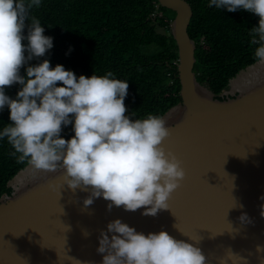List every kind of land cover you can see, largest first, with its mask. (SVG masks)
Wrapping results in <instances>:
<instances>
[{
  "label": "water",
  "instance_id": "95a60500",
  "mask_svg": "<svg viewBox=\"0 0 264 264\" xmlns=\"http://www.w3.org/2000/svg\"><path fill=\"white\" fill-rule=\"evenodd\" d=\"M158 1L175 12L170 31L178 46L182 97L161 116L170 131L164 146L185 170L168 200L170 209L154 217L143 215V208L126 211L113 205L109 210L102 196L85 207L90 191L71 190L59 171L36 172L26 165L10 180L11 193L0 198V264H101L98 238L117 218L145 235L165 230L193 243L206 264H220L229 249L241 259L234 256L227 264H260L264 64L256 61L242 69L226 87L232 94L225 88L226 97L219 98L194 71L196 42L188 32L192 5L188 0ZM242 213L251 222H241Z\"/></svg>",
  "mask_w": 264,
  "mask_h": 264
},
{
  "label": "clouds",
  "instance_id": "9594fccd",
  "mask_svg": "<svg viewBox=\"0 0 264 264\" xmlns=\"http://www.w3.org/2000/svg\"><path fill=\"white\" fill-rule=\"evenodd\" d=\"M40 6L41 0H0V110L7 107L11 121L0 130V140L6 138L11 145L9 155L36 172L59 171L73 191H90L83 200L85 207L102 196L109 201V210L113 205L126 211L143 208V215L154 217L170 209L168 200L185 170L164 146L170 135L165 120L152 114L144 119L128 115L124 103L128 83L111 71L77 77L62 64L52 67L48 59L29 64L53 47V38L30 14ZM208 7L244 10L259 17L249 36L250 44L257 46L256 60L264 64V0H209ZM15 84L20 87L11 98L6 88ZM69 124L74 135L65 139L62 126ZM260 214L264 216V205ZM239 219L251 222L247 213ZM98 239L97 252L104 254L101 264H206L193 243L165 230L145 235L118 218L108 223L107 232L101 230ZM256 251L264 253V246L257 245ZM234 256L239 257L227 250L220 264Z\"/></svg>",
  "mask_w": 264,
  "mask_h": 264
},
{
  "label": "trees",
  "instance_id": "16d2710c",
  "mask_svg": "<svg viewBox=\"0 0 264 264\" xmlns=\"http://www.w3.org/2000/svg\"><path fill=\"white\" fill-rule=\"evenodd\" d=\"M188 1L194 12L188 28L196 42L194 71L198 81L224 98L220 94L230 79L257 61L249 31L258 26L259 17L208 7L209 0ZM30 14L53 38V47L29 64L48 59L52 67L62 64L77 77L111 71L128 83L124 103L133 119L161 117L181 102L178 46L170 31L175 12L158 0H41ZM24 31L26 35L27 27ZM25 74L22 68L21 75ZM19 87L6 88V94L15 98ZM8 123L5 107L0 110V130ZM73 135L72 124L62 126L63 138ZM11 151L7 139L0 140V198L11 193L10 180L27 165L18 164Z\"/></svg>",
  "mask_w": 264,
  "mask_h": 264
},
{
  "label": "bare ground",
  "instance_id": "6f19581e",
  "mask_svg": "<svg viewBox=\"0 0 264 264\" xmlns=\"http://www.w3.org/2000/svg\"><path fill=\"white\" fill-rule=\"evenodd\" d=\"M250 71H252V70H250ZM246 74H247V73H246ZM246 74L243 73V74L240 76L239 79H237V80L234 81V83H233L234 87L237 86V83L239 82V80H240L244 75H246ZM24 175H25V172H23L20 176L23 177ZM20 176H19V177H20Z\"/></svg>",
  "mask_w": 264,
  "mask_h": 264
},
{
  "label": "flooded vegetation",
  "instance_id": "af4514ba",
  "mask_svg": "<svg viewBox=\"0 0 264 264\" xmlns=\"http://www.w3.org/2000/svg\"><path fill=\"white\" fill-rule=\"evenodd\" d=\"M225 94H226V93H225ZM225 94L221 93L220 95H221L222 97H226ZM229 94H230V95L232 94L231 91L229 92Z\"/></svg>",
  "mask_w": 264,
  "mask_h": 264
},
{
  "label": "rangeland",
  "instance_id": "374dc122",
  "mask_svg": "<svg viewBox=\"0 0 264 264\" xmlns=\"http://www.w3.org/2000/svg\"><path fill=\"white\" fill-rule=\"evenodd\" d=\"M226 89H227V90H226L227 92L231 91V88H230V87H229V88H226Z\"/></svg>",
  "mask_w": 264,
  "mask_h": 264
}]
</instances>
